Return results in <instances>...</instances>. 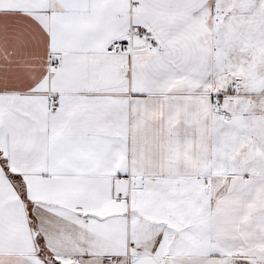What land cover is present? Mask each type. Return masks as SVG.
Listing matches in <instances>:
<instances>
[{
    "label": "snow or ice",
    "instance_id": "snow-or-ice-1",
    "mask_svg": "<svg viewBox=\"0 0 264 264\" xmlns=\"http://www.w3.org/2000/svg\"><path fill=\"white\" fill-rule=\"evenodd\" d=\"M0 264H264V0H0Z\"/></svg>",
    "mask_w": 264,
    "mask_h": 264
}]
</instances>
